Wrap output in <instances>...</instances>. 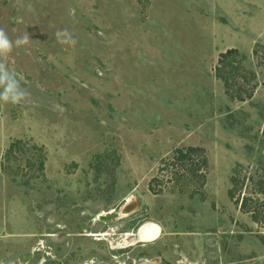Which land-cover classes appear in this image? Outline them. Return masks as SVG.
Returning <instances> with one entry per match:
<instances>
[{"label": "rangeland", "instance_id": "obj_1", "mask_svg": "<svg viewBox=\"0 0 264 264\" xmlns=\"http://www.w3.org/2000/svg\"><path fill=\"white\" fill-rule=\"evenodd\" d=\"M0 31L27 36L0 55L25 92L0 100V264L108 258L146 221L166 263L264 264V0H0Z\"/></svg>", "mask_w": 264, "mask_h": 264}, {"label": "flooded vegetation", "instance_id": "obj_2", "mask_svg": "<svg viewBox=\"0 0 264 264\" xmlns=\"http://www.w3.org/2000/svg\"><path fill=\"white\" fill-rule=\"evenodd\" d=\"M129 225H131L130 231L126 233L124 232L122 233V235H124V238H122L123 240H121V241H124L123 245H121L122 248L120 247L119 250L116 247L113 248V251L115 252L114 254H111L110 251L107 250L108 255H109L108 258L101 255L100 251L95 249V247L93 246L88 247L89 245L84 244L82 246V250L81 248L79 249L78 261L75 263H67V264H172L173 263L172 261H168V263H166L161 253L154 255V254L148 253L150 249H148V251H144L145 247L143 248L142 246H145L146 242H149V241L138 240V237H137L138 228H133L134 225L132 223H130ZM140 225L141 224H139V226ZM98 233L101 235L102 232H98ZM73 234H79V236H81V242L85 238L83 236H95L93 235V233H85V232L84 233L83 232L73 233ZM110 235H114V234H110ZM49 236L53 237L52 234H50ZM65 236L66 235L64 234V237ZM94 238L95 237H93V239ZM116 238L115 239L112 238L115 246H116V241H115ZM93 244L96 245V242L93 241ZM153 248L151 247V249L154 250V253H155V249ZM86 250H88L89 254L85 256V253H87ZM127 251L129 252V254ZM129 255L131 256L129 257ZM120 260L122 261V263H119Z\"/></svg>", "mask_w": 264, "mask_h": 264}, {"label": "trees", "instance_id": "obj_3", "mask_svg": "<svg viewBox=\"0 0 264 264\" xmlns=\"http://www.w3.org/2000/svg\"><path fill=\"white\" fill-rule=\"evenodd\" d=\"M256 52H257L256 49L253 48L252 54L255 55ZM235 54H237V50L235 48H228L225 51L219 53V56L217 59L218 65L216 66V68L214 70V74L216 77L224 80L225 83H223V84L225 85V87L230 86L231 83H237L234 78H233V81L231 83L226 82V78L223 75L224 72L229 73V72L237 69V66L233 65V63L229 60ZM249 65H250V63H249ZM241 86H242L241 84L236 85V87L238 88L239 91H237L236 95H234V96H237L238 99H242V96L240 95V87ZM263 134H264V132H263ZM19 142H20V140H15L14 142H11V144L7 148V154L10 151H12V149H13L12 147L16 143H19ZM198 157H200L201 159H199ZM174 159L176 162L180 161L179 163L181 165H184V166L189 165L192 170L201 167L202 164H204V162H205V160L203 159V156H202V148L197 147V146H191V147L188 146L185 149H181V148L174 149ZM38 165L39 166L42 165L41 161H38ZM230 179L233 182V184L235 183V186H236V184H237L236 177L231 176ZM235 186L229 189L230 195L233 193V191H235V189H234ZM255 186L259 190V192L264 193V179L256 180ZM246 203H247V197H242L241 202H240V207L242 209H245V207H247Z\"/></svg>", "mask_w": 264, "mask_h": 264}, {"label": "clouds", "instance_id": "obj_4", "mask_svg": "<svg viewBox=\"0 0 264 264\" xmlns=\"http://www.w3.org/2000/svg\"><path fill=\"white\" fill-rule=\"evenodd\" d=\"M26 40L27 36L12 42L8 39L7 35L3 31H0V55L8 52L13 43L19 46ZM0 84L3 85V91L0 92V100L17 103L23 99L25 92L20 87L19 81L3 68H0Z\"/></svg>", "mask_w": 264, "mask_h": 264}, {"label": "water", "instance_id": "obj_5", "mask_svg": "<svg viewBox=\"0 0 264 264\" xmlns=\"http://www.w3.org/2000/svg\"><path fill=\"white\" fill-rule=\"evenodd\" d=\"M160 226L157 223L146 221L138 227L137 237L140 241H152L160 233Z\"/></svg>", "mask_w": 264, "mask_h": 264}]
</instances>
